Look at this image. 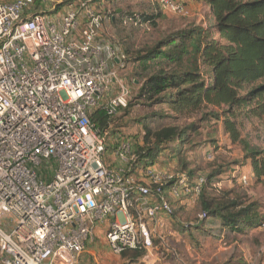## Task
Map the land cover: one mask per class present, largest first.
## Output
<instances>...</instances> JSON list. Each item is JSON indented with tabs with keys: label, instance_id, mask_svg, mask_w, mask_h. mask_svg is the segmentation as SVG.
<instances>
[{
	"label": "built area",
	"instance_id": "2783aa9c",
	"mask_svg": "<svg viewBox=\"0 0 264 264\" xmlns=\"http://www.w3.org/2000/svg\"><path fill=\"white\" fill-rule=\"evenodd\" d=\"M38 1L0 3V264H82L96 222L107 224L114 253L140 247L150 259L161 218L173 212L167 191L188 194V179L152 166L136 176L104 162L106 134L90 112L128 106L132 90L118 75L125 53L103 36L95 0L68 3L52 22L32 12ZM159 3L185 10L180 0ZM111 81L118 92L105 102ZM132 151L131 140L120 144L126 165ZM51 158L55 176L40 180L33 167Z\"/></svg>",
	"mask_w": 264,
	"mask_h": 264
},
{
	"label": "rangeland",
	"instance_id": "374dc122",
	"mask_svg": "<svg viewBox=\"0 0 264 264\" xmlns=\"http://www.w3.org/2000/svg\"><path fill=\"white\" fill-rule=\"evenodd\" d=\"M12 1L14 0H0V3ZM71 1L73 0H39L33 11L45 12L51 22L54 19L59 21L65 6ZM180 1L185 7L180 13L164 8L159 0H95L94 4L106 16L103 36L123 50L124 45L120 44L128 37L130 41L140 42L151 37L152 33L147 32L146 26L134 23L130 26V22L125 19L131 13L158 15L155 36H158V31L183 28L193 21L209 25L210 7L205 2ZM132 70V64L125 72L118 69V75L132 88L133 97L128 107L119 112L113 127L106 133L107 150L103 160L112 168H129L130 165H126L119 157L118 149L127 139L134 144L143 142L146 123L155 127L172 122L167 117L155 121L149 116L156 108L145 105L138 99V89L132 82ZM110 89L105 102L114 98L118 92L113 81ZM163 109L170 112L168 105L163 106ZM195 121L196 118H191L178 123L190 126ZM239 121L242 137L250 147L249 151L256 149L258 153V172L254 158L247 156L248 149L243 143L230 139L222 121L214 117L200 121L201 134L194 139L197 144L184 145L177 156L170 157L169 152H166L165 156L158 159L157 169L175 172L180 176L184 174L191 190L181 197L167 191L174 213L161 218L154 238L155 249L150 253V259H145L144 256L130 260L114 253L107 238H104V232L99 234L102 235L99 239L97 234L94 236L97 238L94 246L98 248V252L92 264H264V222L248 223L245 228L241 227L243 230H220V222L212 210L217 204L224 205L233 199L243 198L249 202L257 201L260 204L259 213L264 217V127L257 117L241 118ZM56 167V159L51 158L44 159L40 166L33 168L39 174L40 180L50 182L55 176ZM134 169L136 176L142 175L143 166ZM201 177L207 178L208 183L203 184L200 191L196 192L193 188ZM205 202L212 208L209 218L200 228L186 230L185 226L190 228V222L196 223L199 215L204 213ZM98 225L99 222H96L95 229Z\"/></svg>",
	"mask_w": 264,
	"mask_h": 264
},
{
	"label": "trees",
	"instance_id": "16d2710c",
	"mask_svg": "<svg viewBox=\"0 0 264 264\" xmlns=\"http://www.w3.org/2000/svg\"><path fill=\"white\" fill-rule=\"evenodd\" d=\"M198 1L210 7L209 25L193 21L183 28L158 31L155 36L158 15L131 13L125 16L130 26L136 22L152 33L143 41H130L128 37L120 44L124 45L126 56L121 70L125 72L132 64V82L138 89V99L156 108L149 115L153 120L165 117L172 120L163 126L145 124L143 142L133 143L130 173H134L135 167H156L159 157L166 152L174 157L184 145L197 144L194 139L201 134L199 122L208 117L223 122L230 139L245 145L247 156L254 158L256 170L258 168V153L256 149L249 151L239 120L257 117L264 127V0ZM33 8L32 12H41ZM132 97L133 93L129 104ZM165 105L170 112L164 111ZM123 109L111 115L105 108L98 107L90 112V118L95 127L106 134ZM191 118L197 121L190 126L178 123ZM207 183L208 179L205 185ZM259 205L257 201L236 198L212 209L205 202L206 218L198 217L196 223L190 222V228L184 226L186 230L200 228L213 210L220 230H243L241 227L245 228L248 223L264 222ZM121 255L137 260L146 255V250L127 249Z\"/></svg>",
	"mask_w": 264,
	"mask_h": 264
},
{
	"label": "crops",
	"instance_id": "0c3cea01",
	"mask_svg": "<svg viewBox=\"0 0 264 264\" xmlns=\"http://www.w3.org/2000/svg\"><path fill=\"white\" fill-rule=\"evenodd\" d=\"M120 49H122V48H120ZM154 167H155V165H154ZM165 215L166 214H164L162 217H164ZM107 229H108V226H107L106 223L99 224L98 227H97V229H95V235L94 236H97L98 235L97 238L98 239L101 238L102 235H99V234H104V232H105V234H107ZM95 238L96 237H92L89 240L88 245H87V248H86V252H85L84 257H83V260H82V264H92L93 260L96 259V257H97L96 253L98 252L97 251L98 248L96 246H94V244H95V242L97 240V238L96 239ZM104 238L106 240V236ZM145 259H146V255H145Z\"/></svg>",
	"mask_w": 264,
	"mask_h": 264
}]
</instances>
